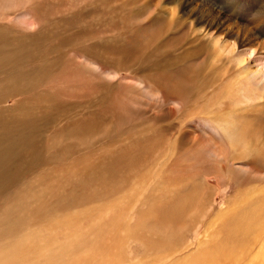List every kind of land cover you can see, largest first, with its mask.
I'll return each mask as SVG.
<instances>
[{"label": "rangeland", "instance_id": "obj_1", "mask_svg": "<svg viewBox=\"0 0 264 264\" xmlns=\"http://www.w3.org/2000/svg\"><path fill=\"white\" fill-rule=\"evenodd\" d=\"M246 65L264 69V0H0V264H87L133 220L204 238L242 200L259 215L264 91L230 96ZM211 143L235 155L215 166Z\"/></svg>", "mask_w": 264, "mask_h": 264}, {"label": "bare ground", "instance_id": "obj_2", "mask_svg": "<svg viewBox=\"0 0 264 264\" xmlns=\"http://www.w3.org/2000/svg\"><path fill=\"white\" fill-rule=\"evenodd\" d=\"M221 50H224V52L227 51L224 48H221ZM237 57H238V64H240L239 65V68H240L241 65L246 64L247 59L245 58V56H237ZM247 66L248 65H246V67H245L246 69L244 70L245 71V76H244V78L242 77L243 79L241 78L239 86H238V83H237V87H233L230 90V96L238 104L237 108H239V106L242 105V104H246V105L247 104H251L252 102L257 100L258 98H260V97L262 98L263 97V91H264V69L259 71V72H254V73L251 72L249 74V70H248ZM244 80L247 81L246 84H248L249 87L253 85L255 89L247 90V88H246V86L244 84ZM237 111H239V110H237ZM231 115H232V113H231ZM230 116L228 117L226 124L229 123V121L232 119V118L230 119ZM198 121L202 122L203 120H198ZM228 125H230V124H228ZM251 148H252V146H251V144L249 142L245 144V147L242 150V153L245 155V157H247L246 154L249 152V150ZM206 152L209 155L208 158L209 157H210V159L212 158L211 160H212V162H213V164L215 166L218 165V164L219 165L220 164L221 165L224 164V162L226 160L232 158L235 155L233 153L232 154L227 153L226 150H224L220 145H214L213 143H211L210 146L208 144L206 145ZM221 160H223V162H221ZM220 166H218V167H220ZM161 173L162 172H160L157 175H155V177L157 179H159V180L163 179L164 176L169 173V171H166V172L163 171V173L162 174ZM150 176H151V174H150ZM260 178L262 180L264 179V177H262V176ZM256 189H257V191H256V194L254 193V195L256 196V198H255V200H257L256 203H259V206H258V204L255 203L256 204L255 206H258V208H253L252 212H254V211L258 212L259 211V215L255 216L254 215L255 212H254L253 213V215H254L253 218H252V216L249 217V215H247L246 213H245V215H247V217L246 216H242L241 213L243 212L242 211L243 208L246 205L249 206V204L251 203L249 200H242L241 204L238 202V205L236 206L237 207V209H235L236 213L233 211L235 214H237L236 216L240 215L238 220H237L238 222L234 223V225H231V226H229V227H227L225 229L224 226L221 225V224L222 223L223 224L226 223L233 216L229 215L230 214L229 212H231V211H229V209L226 210V208L225 209L222 208L223 210L220 211L219 214L214 215V219L208 224V227H206L205 233H204L205 234L204 238H214V237H220L221 238V237H225L227 240H228V238H232V239L233 238H249V237H251V238H253V237L254 238H264V219H262L263 218V213L262 212L264 211V200H263V198H264V186H262V187L259 186ZM85 190H83V191H85ZM83 194H85V193H83ZM251 195H252V193H251ZM248 196H250V195H248ZM245 198H250V197H245ZM252 198H254V196ZM251 201H253V199ZM84 202H85L84 199H80V201H79V203H84ZM72 203H70L69 208L74 210L75 209L73 207L74 204H72ZM253 207H254V205H253ZM240 210H241V213H240ZM200 214H201V216L199 214H197L194 218H193V216L191 218H193V220H195V222L196 221L199 222V220H201L205 216L206 213H202L201 212ZM208 214H210V213H207V215ZM235 214H234V216H235ZM189 217H190V215H189ZM191 218H190V220H191ZM233 218L232 219L234 221L236 217H233ZM120 219H121V217L120 218H116V221H120ZM99 222L102 223L101 221H97L96 223H99ZM190 222H189V224H190ZM198 222H197V225H198ZM110 223H112V222L110 221ZM131 223H135L134 220ZM131 223L121 225L122 228L125 227L124 229H122V228L120 229V227H117V229H119L121 231L119 233V236L121 237V242H120V240H118L119 244L118 243L117 244L112 243V245H110V246L114 247V248H112L114 250L111 253H109V254H105L108 257L103 258L104 257L103 256L104 254H103L102 255L103 257L99 259L100 255H98L97 256L98 260H96L95 257H94V259H92V256H91L92 253H91V254H87L86 255V257L84 258V261H89V263H87V264H130L133 258L144 256L143 258L136 259L134 261L135 264H149L150 262H147V258L149 259L150 257L151 258L152 257L156 258V259L153 258L154 259V262L152 261L153 264H190L189 255L193 254L195 252V249H199L200 248V247H197L195 249L192 248V246H191V243H192L191 242V238L180 237V236H182L183 233H186L187 231L189 232L188 229L193 230L195 228V227H193V228L189 227L187 229L186 228L187 223H186V225L184 224V226H185L184 228L187 229L186 232L184 231L182 233L181 231H183V229L182 230L179 229L182 234H179L180 232L178 233V229L175 232H174V230H172V229H175V225H174V228H172V229H170L171 227L168 228V225H167V228H165V230L168 231V232H163V233L159 232L160 234L159 233L157 234V233H155L157 231L154 232L152 229L148 228L149 226L146 227L143 223H137V224L135 223L136 225L134 224L133 228L131 227ZM192 224H194V223H192ZM30 225H32V226L29 227V228H33L36 224H30ZM194 225H196V224H194ZM190 226H191V224H190ZM79 227L80 226H78V225H74L71 228V232H72L73 236H76V234L78 233V231L80 229ZM172 227H173V225H172ZM182 227H183V225H182ZM100 228H102V230H103L104 227L101 226ZM113 229L115 230V228H113ZM195 230H196V228L194 229V231ZM176 232H177V236L180 235L179 237L174 235ZM104 235H106V232L104 233ZM102 238H104L103 235H101V239L100 240H102L104 242L107 241V239L105 240V238H104V240H103ZM114 238H116V237H114ZM98 240H99V238H98ZM99 242L100 241H97V243H99ZM133 243H138V244L140 243L142 245V247H144V249L142 251L143 254L136 255V253L132 249L133 246H131ZM114 244H115V246H113ZM185 244L189 245V249H188L187 246H185ZM106 246H108V245L106 244ZM98 247H100L99 244H98ZM109 248H111V247H109ZM187 249H188V252H187ZM93 250H95V249H93ZM98 250H100V249H98ZM98 250H96V251L98 252ZM97 252H96V254H97ZM100 252H102V250ZM139 252H140V250H139ZM103 253H104V251H103ZM105 253H107V252H105ZM98 254H99V252H98ZM195 254H196L197 257L198 256H202V254H200V253H196L195 252ZM47 256L49 257V254H47ZM263 256H264V250L261 251V255H260V257L258 259L257 258L251 259V261L257 262ZM80 264H84L83 261Z\"/></svg>", "mask_w": 264, "mask_h": 264}, {"label": "crops", "instance_id": "obj_3", "mask_svg": "<svg viewBox=\"0 0 264 264\" xmlns=\"http://www.w3.org/2000/svg\"><path fill=\"white\" fill-rule=\"evenodd\" d=\"M224 239V240H223ZM191 238L195 252L189 255L190 264H264V256L257 262L251 259L259 258L264 250V238ZM185 246L188 247L189 245ZM187 249V252H188Z\"/></svg>", "mask_w": 264, "mask_h": 264}]
</instances>
